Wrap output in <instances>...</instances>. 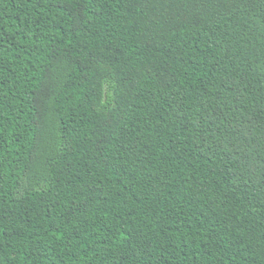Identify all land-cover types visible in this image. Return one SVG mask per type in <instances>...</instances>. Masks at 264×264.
<instances>
[{
    "label": "trees",
    "instance_id": "1",
    "mask_svg": "<svg viewBox=\"0 0 264 264\" xmlns=\"http://www.w3.org/2000/svg\"><path fill=\"white\" fill-rule=\"evenodd\" d=\"M0 264H264V0H0Z\"/></svg>",
    "mask_w": 264,
    "mask_h": 264
}]
</instances>
